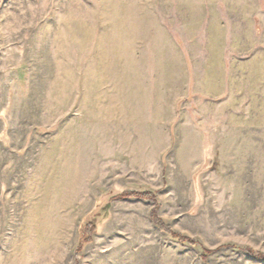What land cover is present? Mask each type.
Instances as JSON below:
<instances>
[{
	"label": "rangeland",
	"instance_id": "obj_1",
	"mask_svg": "<svg viewBox=\"0 0 264 264\" xmlns=\"http://www.w3.org/2000/svg\"><path fill=\"white\" fill-rule=\"evenodd\" d=\"M248 248L264 0H0V264H264Z\"/></svg>",
	"mask_w": 264,
	"mask_h": 264
},
{
	"label": "trees",
	"instance_id": "obj_2",
	"mask_svg": "<svg viewBox=\"0 0 264 264\" xmlns=\"http://www.w3.org/2000/svg\"><path fill=\"white\" fill-rule=\"evenodd\" d=\"M120 198H129V197H138V198H148L152 199L154 201H157V198L155 196V193L149 190H144V191H125L124 193L118 195ZM157 206H155L152 211H151V218L153 221L157 224V226L162 230L171 235L174 239H178L183 243H190L193 246H196L198 242L190 238L188 236H185L181 233L175 232L169 224H167L163 218L158 215L157 213ZM97 217V215H96ZM96 217L94 216L92 219L86 222L85 224V231L88 233V239L92 238V234L95 232L97 229V223H96ZM250 252H252L257 258H262L264 259V254H261V252L252 250L251 248H248ZM211 253V250L205 248L203 250V256L207 257V255Z\"/></svg>",
	"mask_w": 264,
	"mask_h": 264
}]
</instances>
